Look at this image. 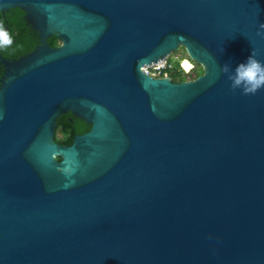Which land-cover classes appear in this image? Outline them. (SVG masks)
Instances as JSON below:
<instances>
[{
	"label": "water",
	"instance_id": "95a60500",
	"mask_svg": "<svg viewBox=\"0 0 264 264\" xmlns=\"http://www.w3.org/2000/svg\"><path fill=\"white\" fill-rule=\"evenodd\" d=\"M12 9L39 45L1 57L0 264H264V87L228 79L264 65V0ZM180 48L197 79L144 73ZM67 113L91 126L69 146Z\"/></svg>",
	"mask_w": 264,
	"mask_h": 264
},
{
	"label": "trees",
	"instance_id": "16d2710c",
	"mask_svg": "<svg viewBox=\"0 0 264 264\" xmlns=\"http://www.w3.org/2000/svg\"><path fill=\"white\" fill-rule=\"evenodd\" d=\"M24 17L25 12L21 9H12L6 13H0V29L11 38V44L0 47V54L7 59L13 60L25 56L39 44L38 33L34 31ZM48 42L52 47H57L61 44V40L56 36L49 38ZM169 61L173 62L174 59L170 58ZM174 64L175 67L173 69H168L163 73V77H170L174 82L194 80L204 73L202 66L198 64L196 66H199L200 69L195 67L188 74L182 70L179 62ZM183 66L185 69L190 70L192 63L185 59ZM3 72L4 68L0 65V77ZM90 128V125L84 120L73 116L72 113L63 114L57 121L55 141L61 145L69 146L73 143L75 136L88 132Z\"/></svg>",
	"mask_w": 264,
	"mask_h": 264
},
{
	"label": "clouds",
	"instance_id": "9594fccd",
	"mask_svg": "<svg viewBox=\"0 0 264 264\" xmlns=\"http://www.w3.org/2000/svg\"><path fill=\"white\" fill-rule=\"evenodd\" d=\"M11 44V38L0 29V47ZM222 71L227 72L224 66ZM228 79L232 88H240L244 94H254L259 88L264 87V65L250 54L243 62L238 63L231 70Z\"/></svg>",
	"mask_w": 264,
	"mask_h": 264
},
{
	"label": "built area",
	"instance_id": "2783aa9c",
	"mask_svg": "<svg viewBox=\"0 0 264 264\" xmlns=\"http://www.w3.org/2000/svg\"><path fill=\"white\" fill-rule=\"evenodd\" d=\"M169 59L170 58H167V59L163 60V62L161 61L157 64H153L151 66L144 67L143 68L144 73H146L147 75L154 77V78H163L164 71H166L168 69L169 70L173 69L175 67V64H174L175 62H179L180 67L182 68V70L186 74H188L192 70H194L195 66H196V63L193 62L192 60H190V58H184V57L177 56L174 58L173 62H170ZM185 59L189 60L192 63V68L190 70L185 69V67L183 66V61Z\"/></svg>",
	"mask_w": 264,
	"mask_h": 264
},
{
	"label": "rangeland",
	"instance_id": "374dc122",
	"mask_svg": "<svg viewBox=\"0 0 264 264\" xmlns=\"http://www.w3.org/2000/svg\"><path fill=\"white\" fill-rule=\"evenodd\" d=\"M177 56H180V57H185V58H189L188 56H187V53H186V51L184 50V48H180L176 53H174V54H172L169 58H171V59H174L175 57H177ZM196 67V69H200V67L199 66H195Z\"/></svg>",
	"mask_w": 264,
	"mask_h": 264
},
{
	"label": "flooded vegetation",
	"instance_id": "af4514ba",
	"mask_svg": "<svg viewBox=\"0 0 264 264\" xmlns=\"http://www.w3.org/2000/svg\"><path fill=\"white\" fill-rule=\"evenodd\" d=\"M24 19H25V17H24ZM26 20V19H25ZM28 23V22H27ZM39 45V44H38ZM31 53V52H30ZM1 57H3L1 54H0V65H2L3 66V68H4V72H3V74H2V76L0 77V80L5 76V67H4V65L2 64V61H1ZM23 57V56H22ZM3 58H5V57H3ZM5 59H7V58H5ZM19 59V58H18ZM8 60H11V59H8ZM13 60H16V59H13Z\"/></svg>",
	"mask_w": 264,
	"mask_h": 264
},
{
	"label": "bare ground",
	"instance_id": "6f19581e",
	"mask_svg": "<svg viewBox=\"0 0 264 264\" xmlns=\"http://www.w3.org/2000/svg\"><path fill=\"white\" fill-rule=\"evenodd\" d=\"M161 62V61H160ZM163 62V61H162Z\"/></svg>",
	"mask_w": 264,
	"mask_h": 264
}]
</instances>
